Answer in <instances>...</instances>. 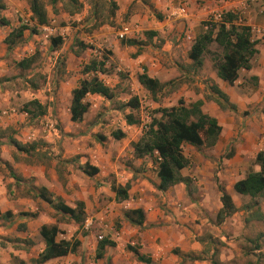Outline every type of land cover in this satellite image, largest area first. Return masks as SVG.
Returning a JSON list of instances; mask_svg holds the SVG:
<instances>
[{"label":"crops","instance_id":"1","mask_svg":"<svg viewBox=\"0 0 264 264\" xmlns=\"http://www.w3.org/2000/svg\"><path fill=\"white\" fill-rule=\"evenodd\" d=\"M118 1L128 5L134 0ZM182 1L187 4V18L173 21L162 17L152 21L146 32L154 35H144L148 42H142L139 48L120 45L117 43L119 41L105 36L100 41L111 48L110 59L117 63L115 70L128 71V91L138 103L137 93L140 90L146 93L137 83L139 74L145 73L159 83H169L173 78H181L187 82L188 87L180 88L177 99L184 106L200 101L201 112L214 118L220 126L219 136L212 147L199 150L188 145L182 147V155L187 159L188 165L179 174L189 179L187 187L178 183L165 191L156 190L158 180L155 165L150 158L133 157L130 144L138 141L142 127L140 123L126 125L123 116H133L135 110H118V106L114 110L120 112V121H116L114 117H103L101 120L105 119L107 123L90 122L94 116L89 112H92L97 103L104 101L107 104L115 97L107 101L97 95H86L83 101L89 104L87 112L80 122L69 121L70 94L83 78L79 72V64L83 59L81 55L77 57L70 50L61 47L51 50L48 41V46L40 55L42 72L47 75L48 81L39 88L14 92L7 84L22 77L29 79L27 74L32 71L33 66L27 70L14 67L12 76L15 78H3L9 72L6 66H1L6 47L2 43L4 36H0V79L3 80L0 83V109L6 108L21 93L23 104L35 99L42 106H47V116L52 121H62V128L57 132L45 130L44 124V127L23 134L22 140L17 138L16 141L21 144L34 142L31 144L34 148L28 154L15 151L8 143L9 138L15 140L13 136L6 140L0 139V264H32V260L43 249L38 236L41 226L55 225L58 230L62 228L66 233L60 234L62 238H56L57 240L70 241L74 234L76 224L55 213L36 197V190L40 187L45 188L53 197L60 198L68 207L73 208L75 202H82L87 216L84 222L90 225L94 222L97 228L95 232L114 243L113 247L104 248L100 259H94L91 253H95L97 242L88 227L86 234L75 235L79 246L74 254L43 264H145L137 261L127 250V246L135 248L138 254L148 258L149 264H210L213 248L217 251L216 259L222 263L241 255L242 246L248 238L254 239L252 254L249 255L251 260L264 261V200L255 199L257 206L248 209L245 206L250 202L249 197L237 195L232 190L234 182L241 179L249 169L258 171V167L253 165V159L257 152H264V37L259 40L254 37V40H258L257 54L251 59L250 68L240 69L236 81L228 86L216 77L212 68L209 53L215 50L214 44L205 53L209 57L206 58L205 54L202 56L201 68L195 71L191 69L187 53L192 40L205 27H199L203 16L199 14L193 0ZM242 1H227L220 6V10L217 7V10H210L208 14H219L222 9L237 5L238 9H242L243 22L251 28L253 39V34L264 32V4L260 0H251L253 2L245 6ZM7 2L17 14L14 22L7 26L10 32L21 23V10L18 7L23 2ZM114 5L117 6L118 3L115 2ZM165 6L168 14V0H156L157 9L163 12ZM7 16L13 18L9 11L4 15ZM29 16L27 6L26 17L29 19ZM138 22L142 27L145 26V20L140 19ZM182 33L186 35L182 37ZM43 38L45 36L39 40ZM161 41L160 46L154 47L155 43L160 44ZM30 43L26 48L28 54H23L21 58L17 56L15 62L32 58L33 47ZM141 48L147 50L140 52ZM57 57L65 60L63 75L59 79L52 77L49 80V71L54 68ZM135 73L137 76H134ZM97 76L114 91L118 83L116 80L104 81L102 75ZM211 85L216 86L227 97L228 102L235 107L234 111L219 109L215 96L209 91ZM124 87L121 85L119 90L122 91ZM149 104L151 107L156 106L151 99ZM246 106H250V111L243 115L242 111ZM9 111L0 112V126L5 124L6 118L14 116L13 110ZM24 116L26 115L23 113ZM44 116L45 114L41 117L48 119ZM38 122L41 125V120L38 119ZM115 131H120L123 137L119 140L112 139L110 134ZM40 141L52 143L49 149L53 152V157L49 165L40 158L37 144ZM230 150V156L226 157ZM80 164L96 168L97 173L91 177L84 175L77 169ZM111 184L122 187L127 185V198L115 201L114 194L110 191ZM218 185L230 197L235 211L216 224L215 216L221 208ZM133 209H139L143 213V221L139 226L130 224L123 216L125 211ZM6 212L9 216L4 218L3 214ZM58 217L65 221L59 223ZM112 222L119 225L117 229L112 227ZM193 257L197 259H192Z\"/></svg>","mask_w":264,"mask_h":264},{"label":"trees","instance_id":"2","mask_svg":"<svg viewBox=\"0 0 264 264\" xmlns=\"http://www.w3.org/2000/svg\"><path fill=\"white\" fill-rule=\"evenodd\" d=\"M48 2L51 7H54L57 3H63L65 7L70 9L68 13H76L80 8L78 0H48ZM27 5L30 13L29 21L33 23V26L19 24L14 29H11L2 40L6 51L15 46L25 31L29 34L37 35L38 27L46 26L48 23L46 11L40 0H28ZM110 5L113 9H116L114 3H110ZM202 27H205L204 31L192 40L187 53L191 69L195 71L201 68L202 56L207 53V48L214 44L215 50L209 53L212 68L221 82L232 86L238 77L237 72L240 69L248 70L250 68V61L257 54L256 46L258 40L252 39L251 28L233 11L221 12L220 19L217 22L204 21L202 22ZM144 35L151 37L154 34L144 32ZM121 44L137 48L142 46V42L136 40H125ZM60 46L61 40L59 37L49 39L51 50L59 49ZM105 59L102 56L100 60H91L82 67L80 72L83 78L78 81L77 86L70 94L68 108L70 122H80L82 116L87 112L89 104L83 101L86 95H97L107 101L114 99L113 89L104 85L97 76L105 73ZM32 63L33 59L31 57L23 58L14 62V66L18 70H27ZM136 79L137 83L154 102L156 94L160 93L169 84L159 83L157 80L149 78L145 73L139 74ZM1 81L3 80L0 79V83ZM34 87L32 86V88ZM209 91L215 96V103L220 110H235V107L228 102L227 97L216 86L211 85ZM200 106V101L184 106L179 99L174 106L153 110V113L158 114V116H151L138 141L130 144L134 158L147 157L155 165L156 178L158 180L155 185L156 190L165 191L178 183L188 186L189 179L179 174V171L188 165L187 159L182 155V147L184 145L199 150L200 148H210L215 144L220 133V126L214 118L202 113ZM138 107V101L132 97L125 103L120 104L117 109L128 108L129 110H137ZM20 111L30 119H35L45 114V107L33 99L22 104ZM123 119L128 126L139 124L138 119H135L131 114L124 115ZM110 137L114 140H119L123 137V134L120 131H115L110 134ZM8 143L15 151L24 154H28L34 148V145L27 146L13 138H9ZM230 154L231 150L225 156L229 157ZM253 165L258 167V171L254 172L249 169L241 179L235 181L232 185V190L235 194L249 197L250 202L245 206L248 209H253L257 206L255 199L264 200L263 151L255 154ZM81 172L91 177L97 173V169L84 164ZM127 189V185L123 187L114 184L110 185V191L114 194L115 201L125 200L127 198ZM217 190L220 192L221 208L215 216V223L219 224L234 213L235 208L224 189L218 185ZM36 192V197L61 217H66L76 225L83 223L85 214L82 202H75L74 207L71 208L65 205L60 198L53 197L43 187L38 188ZM7 216H9V213L3 214L4 218H7ZM123 216L132 225L139 226L143 221V213L139 209L125 211ZM59 233L55 225L41 226L39 228L38 236L42 241L43 249L32 260V264H43L49 260L65 257L76 252L79 242L77 240H57ZM113 246L114 243L107 239L97 240L95 259L102 257L105 247ZM126 248L134 255L137 261L149 264V259L138 254L135 248L130 246ZM216 253L217 251L213 248L209 258L210 264H220L216 259ZM192 259H197V257Z\"/></svg>","mask_w":264,"mask_h":264},{"label":"rangeland","instance_id":"3","mask_svg":"<svg viewBox=\"0 0 264 264\" xmlns=\"http://www.w3.org/2000/svg\"><path fill=\"white\" fill-rule=\"evenodd\" d=\"M27 1L28 0H22L23 5H20L18 8L20 11V17L21 25H28L33 26V23L29 21L28 17H26L27 14ZM231 3L236 2L238 0H193V3L197 5V9L199 14L203 16V19L199 22V27H201L202 22L206 21L208 19V16H210V13L208 12L210 10H215L217 7L220 10V6L222 7L225 2ZM263 1L264 0H260ZM42 5L44 6V9L47 14L48 23L46 25L47 28H49L51 31L44 32L38 27V34L32 35L28 32H24L20 40L17 41L15 46H13L9 51H6L5 56L2 58L4 60L3 65L6 66L8 69V72L6 75L3 76V78H12V80L15 78L13 77L12 73L14 71V62L15 59L19 56L21 58L23 54H28L27 47L28 42H31V46L33 47L32 50V71L27 74L29 75V79L26 78H19L17 81L15 79L13 82H9L7 85H9V88L11 91H17V92H26L27 89H31L32 86H35L36 88L42 87V85L48 81L47 75H43L42 72V59L41 54L44 52V49L48 46V41L50 38L59 37L61 40V49L65 48L66 50H70V52L75 56H82L81 63L79 64L80 71L82 67L85 64H88L91 60H100L103 57H105L106 61V68L105 73L102 75V78L104 81L109 80H116L118 82L116 84V87L114 88V94L115 99L112 102L105 103L104 101H99L94 109H92L91 113L94 117H91L92 119L90 122L96 121L95 123L100 124V122H105V119L103 121L101 118L108 117V119H111V117H114L116 121H120L121 115L120 112H115L116 109L121 103H124L129 98H131L130 92L128 89L130 88V80L128 79V71L126 69L116 71L117 63L116 61L110 59L111 56V48L108 46V44H105L101 42L102 38H109L112 40L114 39L115 33L120 29V26L123 24H131L136 25L139 30V37L136 39V41L145 42L147 44L148 40L144 37V32H146V28H150V24L152 21H156L161 19L162 17L167 16V7H164V11H160L156 7V0H139L137 3L136 0L125 4H122L118 0H78L80 8L79 11L76 13H68L70 10L69 8L65 7L63 3H57L54 7H51L49 5L48 0H40ZM118 3V5H115L116 9H113L110 3ZM245 6L252 3L251 0H243L242 1ZM169 3V0H168ZM186 4V3H185ZM187 6V4H186ZM12 6L10 3L7 2V0H0V36H6L8 34V28L7 26L10 25V23L14 22L16 19L17 14L12 11ZM231 9V10H230ZM217 10V9H216ZM226 11H233L236 12L241 19H243L244 15L241 14L242 9H238L237 5L236 7H230L225 9ZM222 9V12L225 11ZM2 11H5L4 13ZM6 11H9L10 14H12L13 18L11 16L4 17L6 14ZM13 12V13H12ZM207 12V13H206ZM135 18V19H133ZM145 20V26H141L138 20ZM136 20V21H135ZM18 26V25H17ZM187 31V30H186ZM186 35L185 33H182V37ZM45 36V39L39 40V38H42ZM105 36V37H103ZM256 37L258 40L260 38L264 37V32H261V34H253V39ZM143 40V41H141ZM71 42V43H70ZM121 45L122 42H117ZM162 44V41L160 44L155 43V46H160ZM59 47V48H60ZM209 48H213V45H210ZM146 48H141L140 52L146 51ZM208 52V51H207ZM207 54V53H206ZM205 54V57L208 58L209 56ZM64 59L57 57L54 68L49 71V80L53 77L56 79H59L62 77L64 72ZM46 64V63H45ZM43 64V67H45ZM48 65V64H46ZM40 66V67H39ZM39 67V68H38ZM122 67V66H121ZM12 71V72H11ZM79 71V72H80ZM20 74V73H18ZM115 76V77H114ZM134 76H137V73H135ZM250 83V82H249ZM122 86H125L122 91L119 90V88ZM250 85H252L250 83ZM182 86L188 87L187 82H185L181 78H173L170 80L169 84L161 91L160 93L156 94L155 96V103L156 106L151 107L149 104V100L151 99L150 96L147 93H144L142 90L141 92L137 93V96H139V107L137 110L133 112V117L135 119H138L140 124L148 123L149 118L157 117L158 114H154L153 110L157 108H167L171 105L176 104L177 99V92L180 91V88ZM2 88V87H1ZM188 89V88H187ZM137 91H139L137 89ZM17 99L12 100L9 105L4 108L0 109V112L3 110L9 111L10 109L13 110L14 116L6 118V122L4 125L0 126V139L6 140L7 137H14L15 140L19 138L22 140L23 134L28 132L29 130L36 129L38 127H44L45 124V130L48 129L50 133L52 131H58L60 128H62V121H59L57 119V122L55 123L52 121L51 117L47 116V106L45 107V116L48 119H44L43 117L38 118L41 120V125L37 120L30 119L27 116L23 117V113L20 111V108L22 106L23 96L21 93H18ZM116 98H119V100H116ZM49 107V106H48ZM254 107V106H253ZM51 108V107H50ZM255 108V107H254ZM259 110V109H258ZM250 111V106H246V109L242 111L243 115H247ZM10 112V111H9ZM11 113V112H10ZM61 122V123H60ZM117 124V123H116ZM115 124V125H116ZM114 125V126H115ZM102 125L100 126V128ZM117 128V126H115ZM116 130V129H115ZM19 141V140H18ZM20 142V141H19ZM31 143H25L27 146L33 144ZM36 144V143H35ZM38 149L41 153L40 158L42 161L46 162L47 165H49L52 161V154L53 152L50 151L49 147L52 145V143H46L40 141L38 142ZM42 150V151H41ZM49 153V155H47ZM69 160V159H67ZM65 163V162H64ZM73 168L75 167V164H72ZM83 167V164L77 165V169L81 171V168ZM87 216L85 215V219ZM84 219V221H85ZM59 223H63L65 221L63 218L57 219ZM83 221V222H84ZM81 225H77L74 234L70 238V241L76 240L75 235H84L88 231H85L81 228ZM119 225L115 222H112V227L114 229H117ZM89 231L92 232V236L94 240L97 242V236L101 233L95 232L97 228L95 227V223L91 222V225L89 226ZM264 229V225H263ZM59 234L57 235V238H62V234H65L66 232L60 228ZM61 234V235H60ZM103 236V235H102ZM246 242V243H245ZM244 245L241 249V255L238 257H234L231 260H225L220 264H264V261L260 260H251V251L253 250V242L254 239L248 238L245 240ZM249 243V244H248ZM212 248V246H210ZM220 247V246H218ZM220 248H218L219 251ZM94 256L95 253H91V256ZM255 255V254H253ZM90 256V257H91ZM95 259V257H94Z\"/></svg>","mask_w":264,"mask_h":264},{"label":"built area","instance_id":"4","mask_svg":"<svg viewBox=\"0 0 264 264\" xmlns=\"http://www.w3.org/2000/svg\"><path fill=\"white\" fill-rule=\"evenodd\" d=\"M169 11L166 16V18L173 20V21H179V20H185L187 18V12H186V5L182 0H169ZM219 14H214L210 16L206 21H211V22H217L220 19ZM44 32H49L50 29L47 28L46 26H43L40 28ZM140 30L136 25H131V24H123L120 26V29L115 33L114 39L122 42L125 40H136L138 39ZM189 39V38H187ZM148 123L141 124L142 130L145 129L146 125ZM90 226V223L83 222L81 227L82 229L86 230ZM103 239L102 235L97 236V240Z\"/></svg>","mask_w":264,"mask_h":264}]
</instances>
